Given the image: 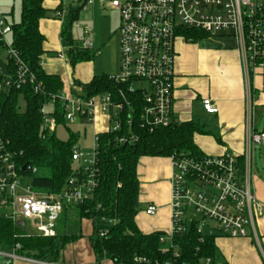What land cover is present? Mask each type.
I'll return each instance as SVG.
<instances>
[{"label": "built area", "instance_id": "2783aa9c", "mask_svg": "<svg viewBox=\"0 0 264 264\" xmlns=\"http://www.w3.org/2000/svg\"><path fill=\"white\" fill-rule=\"evenodd\" d=\"M93 1L69 0V3L70 7H74L81 2L82 11H86ZM100 2L120 15V74L112 79L117 84H127L132 92L138 94L137 99L142 103L138 112L142 127L154 130L177 123L173 111L174 46L179 33L184 29L197 30L210 36L232 33L238 40L248 81L251 70L264 68V0ZM68 14L69 8L62 2V8L56 11V20L63 23ZM12 25L0 12V52L2 49L6 50V62L12 60L15 65L13 73L5 72L0 79V119L1 94L14 87L20 89L32 86L35 93H42L44 89L43 84L37 81L34 73L13 48ZM83 48L91 50L92 43L85 42ZM66 55L68 52L63 51L58 58L65 60ZM75 90L77 92L73 94L60 93L52 96V101L42 107L44 128L48 134L56 129L55 118L50 115V109L56 102L60 104L63 117L67 121L80 118L93 123L97 112L101 110L110 120V127L106 132L116 133L123 129L124 124L129 127L132 125V115L124 116V111L135 104L122 92L119 100L115 101L110 94L87 97L81 87H76ZM202 104L208 114H218V106L210 99L203 100ZM98 134L94 135L92 154H83L77 146L73 148L72 160L78 163L79 170L85 176L82 182L78 183L73 179L69 188L48 197H41L25 183L19 173L13 155L7 150L6 141L1 135L0 123V215L4 213L14 221L31 222L37 235L56 237V224L64 210L90 201L99 185ZM131 138L134 139L135 136ZM262 144L264 131H254L249 126L243 167L238 157L226 151L218 156L200 158L171 156V227L166 235L161 236L160 242L170 244L175 236L193 230L201 235V243L206 235L214 236L215 233L230 238H247L249 228L253 227V206L258 202L252 190L253 152L255 146ZM32 173L35 174L36 169ZM158 211L157 206L150 205L145 214L152 217ZM205 228H210L212 232L205 233ZM100 236H107V232H102ZM169 249L166 246L163 252L166 253ZM1 255L3 253L0 252ZM174 257H180L176 250ZM133 263L152 264L142 257L134 258ZM198 264L214 263L207 258Z\"/></svg>", "mask_w": 264, "mask_h": 264}, {"label": "trees", "instance_id": "16d2710c", "mask_svg": "<svg viewBox=\"0 0 264 264\" xmlns=\"http://www.w3.org/2000/svg\"><path fill=\"white\" fill-rule=\"evenodd\" d=\"M46 0H21V19L12 25V44L22 61L43 84V92L35 93L32 86L12 88L2 96L1 135L7 150L13 155L19 173L27 185L41 197H48L69 188L70 182L84 179L80 167L73 169L72 153L77 145V137L71 133L67 142L59 140L55 134L46 132L41 109L52 101V96L63 90V82L57 75L47 74L41 67L45 54V37L40 32L41 20L47 18ZM62 8L60 3L56 10ZM82 3L69 8L67 24H63L61 39L68 48V58L72 67L93 59L91 50L78 48L71 37L70 26L78 20ZM188 41H199L210 35L197 30L184 29L179 33ZM14 62L0 59V79L3 73H13ZM264 76V68H263ZM87 97L110 94L115 101L122 92L133 107L126 108L124 116L133 118L129 127L116 133H99L98 165L99 185L93 198L78 206L82 218L91 219L93 234L91 245L98 264L108 260L113 264H134L136 257L146 258L152 264H198L210 258L217 263L218 249L215 236L206 235L201 243V235L196 231L175 236L169 244L160 242L162 232L143 234L137 225L140 183L137 169L144 157L189 156L200 158L201 153L194 142L196 134L207 133L198 123H175L167 128L150 130L142 127L138 112L142 107L138 94L127 84H117L112 77H94L88 84L77 83ZM50 115L55 118L56 127L64 123L60 104L56 102ZM135 136L134 139L131 136ZM124 139V140H122ZM122 140V141H120ZM78 164V163H77ZM30 168V170L28 169ZM36 169V173L32 170ZM77 183V184H78ZM106 231L107 236L100 234ZM77 236L43 237L28 234L14 221L0 215V252L32 257L51 264L59 262L60 253ZM19 246V249H17ZM170 249L164 253L163 248ZM173 246V248H171ZM180 254L174 257V251ZM227 264V263H225Z\"/></svg>", "mask_w": 264, "mask_h": 264}, {"label": "crops", "instance_id": "0c3cea01", "mask_svg": "<svg viewBox=\"0 0 264 264\" xmlns=\"http://www.w3.org/2000/svg\"><path fill=\"white\" fill-rule=\"evenodd\" d=\"M62 2L66 4L69 0H46L45 5L48 10L54 12L55 17L56 9ZM108 10L115 11L110 6L103 5L100 0H94L86 11H82L88 19L91 18L96 29L92 44L94 50L105 48L109 44H113L116 49L120 27L113 33V37L107 39L108 34L104 37L98 32V28L102 26V14ZM48 18L41 20L39 27L45 37L42 68L47 74L61 78L63 82L61 94H73L76 87L80 88L77 83L88 84L96 76L93 75L84 82L70 74L68 55L65 60L58 58L61 52H68L61 39L63 23L55 18L54 20ZM55 36H58L57 41ZM105 39H109L107 43ZM174 49L173 111L176 122L178 124L193 122L204 126L207 133L196 134L194 137L201 156H218L226 151L238 157L243 167L248 127L251 126L254 131H264V129L259 131L257 125L259 114H264L263 69L251 70L249 81L246 79L239 43L232 33H221L196 42L188 41L179 35ZM205 99H210L218 106V114L211 115L204 110L202 102ZM93 124V135L104 133L110 127L109 116L99 110ZM256 147L253 152L252 190L258 202L252 210L253 227L249 228L247 238H230L214 234L218 264H264V177L260 175L256 166ZM137 174L140 183L138 228L143 234L162 232L166 235L171 227L172 162L170 158L144 157L139 162ZM150 205L159 208L158 213L152 217L145 214ZM68 211L66 208L59 220L62 218L67 220ZM81 219L84 222V228L80 230L81 235L67 234L66 227L57 231L56 224L58 237L77 236V239L68 243L61 251L57 264H98L90 240L93 222L82 216ZM31 226L35 229L33 224ZM0 264L51 263L12 252L3 253L0 256ZM100 264L111 262L103 260Z\"/></svg>", "mask_w": 264, "mask_h": 264}, {"label": "rangeland", "instance_id": "374dc122", "mask_svg": "<svg viewBox=\"0 0 264 264\" xmlns=\"http://www.w3.org/2000/svg\"><path fill=\"white\" fill-rule=\"evenodd\" d=\"M66 6L70 8V3L66 2ZM0 12L6 16L8 22L11 24H18L21 19V0H0ZM47 17L50 19H56V15L54 17V12L50 9L47 13ZM66 20L63 21L64 24H67ZM115 26L116 28H114ZM119 27V14L116 11H104L102 14V26L98 28V32L102 33L104 37L106 34H108L106 37L107 39L110 38V36L113 37V33ZM95 32L96 29L93 26L91 18L88 19L86 14L83 12L80 13L78 20L74 21L70 26L71 37L80 49H83L85 42H90L93 44ZM55 38L57 41L58 36H55ZM106 39L105 41L107 43L109 39ZM8 41L11 42L10 37H8ZM91 53L93 55V59L90 62L80 63L76 65V67H72V65L68 63V66H70L69 70L71 75H74L77 77V79L85 82L91 79L93 75L96 77L103 75L114 77L120 74L121 52H119V37L116 39V49L114 48L113 44H109L105 48L101 47L100 49L94 50V45H92ZM6 55L7 51L2 49L0 52V59L5 60ZM74 91L77 92L76 90ZM258 117L257 125L260 131L264 129V114H259ZM93 126V123H89L88 121L82 120L80 118H76L73 121L65 120L64 123H61L56 127L55 134L59 140L67 142L70 140L72 133L77 137L76 146L80 149V151L85 155H90L94 151ZM107 127L108 126L106 125L105 129H107ZM256 154V166L260 175L264 177V144L257 145ZM72 167L76 170V168H78V164L74 162ZM68 210L67 220H64V218L58 220L57 231L66 227L67 234L72 235L77 233L81 235L80 230L84 228V222L81 221L82 219L80 209L77 207H69ZM14 223L20 227H23L24 231L30 234L32 233V235L36 231L34 228H32V223L29 221H26V223L14 221ZM204 232L210 234L212 230L210 228H205Z\"/></svg>", "mask_w": 264, "mask_h": 264}]
</instances>
